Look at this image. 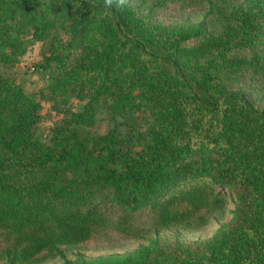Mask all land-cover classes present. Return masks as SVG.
<instances>
[{
    "label": "trees",
    "instance_id": "16d2710c",
    "mask_svg": "<svg viewBox=\"0 0 264 264\" xmlns=\"http://www.w3.org/2000/svg\"><path fill=\"white\" fill-rule=\"evenodd\" d=\"M198 2V24L157 10ZM152 2L145 6L144 3ZM34 43L45 101L13 67ZM264 0H0V236L8 264H264ZM101 113L110 128L93 133ZM230 203L235 209L229 212ZM149 212L150 226L138 215ZM222 225L183 243L160 233ZM107 230L138 250L68 260ZM154 237V238H152Z\"/></svg>",
    "mask_w": 264,
    "mask_h": 264
},
{
    "label": "rangeland",
    "instance_id": "374dc122",
    "mask_svg": "<svg viewBox=\"0 0 264 264\" xmlns=\"http://www.w3.org/2000/svg\"><path fill=\"white\" fill-rule=\"evenodd\" d=\"M135 6L142 5L143 0H126ZM242 1V0H240ZM145 6L152 5V2L144 3ZM207 14V9L204 5L198 2H182L172 3L168 7L157 10L155 19L159 23L165 25H179L184 23L198 24L204 20ZM42 43H34L31 45L24 56L11 70L17 84L22 90L36 99L42 101L43 110L41 112L40 137L46 141L47 136L51 133L52 128L60 122L62 116L57 115L51 107V104L44 100L42 93L47 94V78L42 72H38L34 65L42 61ZM231 90H242L247 96L252 97L257 105L264 107V98L261 97L258 90L250 88L247 80L241 81L240 84L230 86ZM110 128V121L106 113H101L97 119L94 128L90 129L93 133H105ZM235 209L234 204L230 203L229 212ZM232 214L227 213V217L223 222L215 220L197 232H187L184 230L170 229L160 233L159 237L170 240H178L183 243L206 240L211 238L217 230L224 224L230 222ZM139 225L150 226L152 218L149 212H143L138 215ZM154 238V237H152ZM4 240L0 236V264H8L2 250L4 249ZM146 245V242L132 238H127L115 230H107L103 233L95 235L89 241L78 246L62 248L68 260H75L77 255H82L88 260L112 255H124L138 250L141 246ZM62 259L54 258L40 264H62Z\"/></svg>",
    "mask_w": 264,
    "mask_h": 264
},
{
    "label": "clouds",
    "instance_id": "9594fccd",
    "mask_svg": "<svg viewBox=\"0 0 264 264\" xmlns=\"http://www.w3.org/2000/svg\"><path fill=\"white\" fill-rule=\"evenodd\" d=\"M107 2H108V3H111V2H112V0H107Z\"/></svg>",
    "mask_w": 264,
    "mask_h": 264
}]
</instances>
